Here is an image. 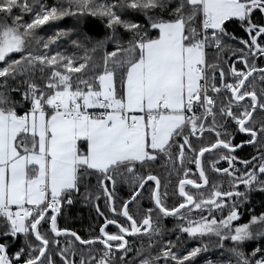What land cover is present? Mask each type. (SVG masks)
Returning a JSON list of instances; mask_svg holds the SVG:
<instances>
[{
    "label": "snow or ice",
    "instance_id": "6c2138e0",
    "mask_svg": "<svg viewBox=\"0 0 264 264\" xmlns=\"http://www.w3.org/2000/svg\"><path fill=\"white\" fill-rule=\"evenodd\" d=\"M253 193L264 0H0V264H264Z\"/></svg>",
    "mask_w": 264,
    "mask_h": 264
},
{
    "label": "trees",
    "instance_id": "16d2710c",
    "mask_svg": "<svg viewBox=\"0 0 264 264\" xmlns=\"http://www.w3.org/2000/svg\"><path fill=\"white\" fill-rule=\"evenodd\" d=\"M243 154L244 153H242V155ZM225 187H227L226 184H225ZM262 200H264V195L253 193L251 207L256 212L264 211V206H262L261 204ZM74 216H75L74 221H70L69 224L71 227L76 228L78 231H80L83 234H86V229L88 228L89 224H93L97 222L96 219L93 216H90L87 211H84L83 213H81L79 211V206H77V210L74 212ZM242 221H243V218H242ZM191 243H195V242H190V244Z\"/></svg>",
    "mask_w": 264,
    "mask_h": 264
}]
</instances>
